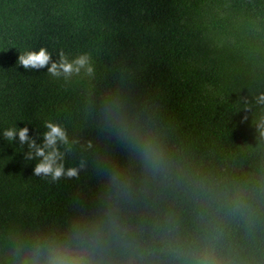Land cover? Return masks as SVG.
I'll return each instance as SVG.
<instances>
[{
  "label": "trees",
  "instance_id": "obj_1",
  "mask_svg": "<svg viewBox=\"0 0 264 264\" xmlns=\"http://www.w3.org/2000/svg\"><path fill=\"white\" fill-rule=\"evenodd\" d=\"M87 53L55 78L20 54ZM264 0H0V264H264ZM244 117H247L245 120ZM45 122L78 178L34 175L3 132Z\"/></svg>",
  "mask_w": 264,
  "mask_h": 264
},
{
  "label": "clouds",
  "instance_id": "obj_2",
  "mask_svg": "<svg viewBox=\"0 0 264 264\" xmlns=\"http://www.w3.org/2000/svg\"><path fill=\"white\" fill-rule=\"evenodd\" d=\"M18 64L26 70L47 67V72L55 78L67 79L73 75H79L82 71L89 76L94 73V62L89 54L83 53L69 59L61 51L59 58L53 61L51 53L43 47L38 52L28 51L20 54ZM253 105L264 108V92L253 95L252 102L246 104L245 109L250 110ZM244 119L246 120L247 117ZM44 127L46 131L43 132L42 142L39 144L36 139L29 136L28 127L6 129L3 132V138L13 142L18 136L21 146L27 144L29 151L25 154V158L29 161L37 160L34 175L50 177L52 181H58L62 178H78V172L83 167V161L80 162L79 166L67 168L65 166L66 155L71 151L72 144L76 141H70L66 129L58 123L45 122ZM255 127L259 136L264 138V117L256 123ZM36 257L40 264H84L78 253L60 246L38 250ZM201 264H209L207 257L201 261Z\"/></svg>",
  "mask_w": 264,
  "mask_h": 264
}]
</instances>
